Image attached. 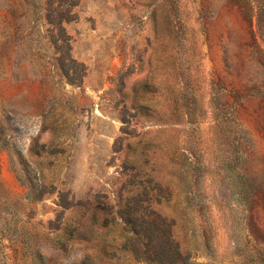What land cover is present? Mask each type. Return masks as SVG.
Segmentation results:
<instances>
[{"label":"rangeland","instance_id":"rangeland-1","mask_svg":"<svg viewBox=\"0 0 264 264\" xmlns=\"http://www.w3.org/2000/svg\"><path fill=\"white\" fill-rule=\"evenodd\" d=\"M0 264H264V0H0Z\"/></svg>","mask_w":264,"mask_h":264}]
</instances>
